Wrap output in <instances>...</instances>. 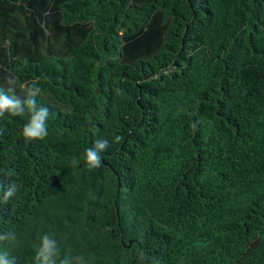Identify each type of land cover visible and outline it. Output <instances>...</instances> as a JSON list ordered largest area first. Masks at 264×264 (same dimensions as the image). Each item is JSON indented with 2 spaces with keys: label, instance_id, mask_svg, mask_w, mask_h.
<instances>
[{
  "label": "trees",
  "instance_id": "obj_1",
  "mask_svg": "<svg viewBox=\"0 0 264 264\" xmlns=\"http://www.w3.org/2000/svg\"><path fill=\"white\" fill-rule=\"evenodd\" d=\"M21 85L48 134L0 117V253L264 264V0H0V88Z\"/></svg>",
  "mask_w": 264,
  "mask_h": 264
},
{
  "label": "clouds",
  "instance_id": "obj_2",
  "mask_svg": "<svg viewBox=\"0 0 264 264\" xmlns=\"http://www.w3.org/2000/svg\"><path fill=\"white\" fill-rule=\"evenodd\" d=\"M9 85H14L15 80L12 77L7 79ZM25 89V96L23 98L15 94V88L9 87L6 90L0 88V117L6 113L11 116H20L27 111L30 113V120L23 128V136L26 139H44L47 134L46 121L49 115V110L45 107H38L35 97L38 95L40 89L33 85L27 87L21 85ZM116 137V141H119ZM107 147V141L100 143L99 140L95 142L94 147L86 149L85 162L87 167L91 169L99 168L101 166L100 149ZM74 165L79 163L78 160H73ZM15 185L8 188L4 192V200L7 201L15 194ZM10 233L0 235V240L12 239ZM58 254L57 241L45 234L41 239V246L36 255L37 264H57L56 256ZM0 264H16L15 257H9L7 253H0ZM60 264H69V260L65 258L60 261Z\"/></svg>",
  "mask_w": 264,
  "mask_h": 264
}]
</instances>
